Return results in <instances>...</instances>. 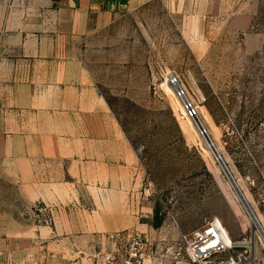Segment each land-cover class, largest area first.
Listing matches in <instances>:
<instances>
[{"label": "rangeland", "instance_id": "rangeland-1", "mask_svg": "<svg viewBox=\"0 0 264 264\" xmlns=\"http://www.w3.org/2000/svg\"><path fill=\"white\" fill-rule=\"evenodd\" d=\"M141 1L95 15L74 54L137 155L134 192L155 251L146 264H193L184 250L176 257L180 237L213 217L253 241L237 252L264 264V0ZM42 206L0 239V264H90L98 240L53 238Z\"/></svg>", "mask_w": 264, "mask_h": 264}, {"label": "crops", "instance_id": "crops-1", "mask_svg": "<svg viewBox=\"0 0 264 264\" xmlns=\"http://www.w3.org/2000/svg\"><path fill=\"white\" fill-rule=\"evenodd\" d=\"M133 3L0 0V239L38 204L63 242L147 228L135 150L74 54L95 15Z\"/></svg>", "mask_w": 264, "mask_h": 264}, {"label": "built area", "instance_id": "built-area-1", "mask_svg": "<svg viewBox=\"0 0 264 264\" xmlns=\"http://www.w3.org/2000/svg\"><path fill=\"white\" fill-rule=\"evenodd\" d=\"M179 94L185 95L181 87ZM184 108L188 117H196V109L187 99ZM47 209L42 206L37 211L46 222L52 223ZM239 242L233 239L219 217H213L181 235L176 257L184 250L193 264H251L250 256L237 252L242 246ZM97 244V249L88 256L90 264H146L155 253L150 236L136 229L101 233Z\"/></svg>", "mask_w": 264, "mask_h": 264}, {"label": "water", "instance_id": "water-1", "mask_svg": "<svg viewBox=\"0 0 264 264\" xmlns=\"http://www.w3.org/2000/svg\"><path fill=\"white\" fill-rule=\"evenodd\" d=\"M171 83H175V85H176L175 88L179 90L180 86H179V84L177 83L175 77H171ZM199 129H200V131H201L202 134H204V133L206 134L205 129H204V127H203V125H202L201 123H200V125H199ZM205 140L207 141V143H208L209 145L212 146V148H213V153H214V155H215V156L221 161V167L224 169V172H225V174L227 175V177H228L230 183H231L232 186L236 189V191L241 195L242 199L244 200L243 202H244L245 205L247 206V209L250 211V213L253 215V217L257 220L255 214H254L253 211L250 209V207H249V205L247 204L245 198L243 197V194H242L241 190L239 189V187H238V185H237V183H236V181H235L233 175H232L231 172L229 171L227 165H226L225 162L223 161V159H222L221 155L219 154L217 148L215 147V145L213 144L211 138H210L207 134H206V136H205Z\"/></svg>", "mask_w": 264, "mask_h": 264}, {"label": "bare ground", "instance_id": "bare-ground-1", "mask_svg": "<svg viewBox=\"0 0 264 264\" xmlns=\"http://www.w3.org/2000/svg\"><path fill=\"white\" fill-rule=\"evenodd\" d=\"M175 84V83H174ZM173 83H171V78H170V85L171 86H175ZM200 125V124H199ZM206 146H207V148L208 149H210L211 151H212V153H213V148H212V146L211 145H209L208 143H206ZM214 154V153H213ZM215 156V155H214ZM216 157V156H215ZM216 159L219 161V163H220V165H221V161L216 157ZM224 170V169H223ZM236 190V189H235ZM250 218H251V220H252V223L253 224H255L256 225V229H257V231L258 230H260L259 229V226L257 225V222L255 221V218L252 216V214H251V216H250ZM256 232V231H255ZM239 243H242V246H250L252 243H253V241L252 242H250V241H244V242H239ZM252 246H253V244H252Z\"/></svg>", "mask_w": 264, "mask_h": 264}]
</instances>
